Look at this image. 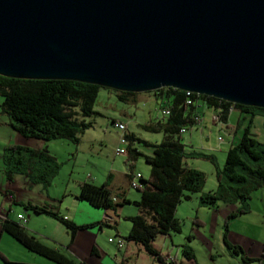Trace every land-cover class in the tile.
I'll list each match as a JSON object with an SVG mask.
<instances>
[{"label":"water","instance_id":"1","mask_svg":"<svg viewBox=\"0 0 264 264\" xmlns=\"http://www.w3.org/2000/svg\"><path fill=\"white\" fill-rule=\"evenodd\" d=\"M0 74L264 107V0H0Z\"/></svg>","mask_w":264,"mask_h":264},{"label":"trees","instance_id":"2","mask_svg":"<svg viewBox=\"0 0 264 264\" xmlns=\"http://www.w3.org/2000/svg\"><path fill=\"white\" fill-rule=\"evenodd\" d=\"M101 86L71 78H33L0 74L2 97L0 110L12 119L11 126L23 136L40 139L65 138L77 143L84 130L92 125L85 117L97 113L93 106ZM102 87L114 90L116 98L121 101L135 102L141 92ZM153 91L157 95L156 100L169 107V113L145 121L141 126L151 131H161L162 138L159 141H148L137 136L133 131L126 132L125 153L133 158L141 155L149 165L148 177L140 176L139 185L134 187L139 190L138 198L129 199L123 194L112 193L105 182L95 184L88 180L78 183L76 197L92 207L104 210H114L122 203L135 204L137 212L125 216L130 226L122 237L140 243L161 264H170V261H166L154 246L153 240L157 235L168 233L170 230H179V219L175 216L177 203L182 199H189L193 192L199 191L204 181L203 172L187 166L184 161V144L180 140V127L184 126L188 129L196 123L195 117L199 116V111L196 109L198 101L214 110L217 119L224 124L234 107L250 113L251 116L254 114V109H260L264 123V107L231 102L197 92H190L192 101L185 103V98L188 96L185 90L169 85L160 86ZM249 126L250 123L246 124L237 141L227 147L222 169L215 172L216 187L212 191H200V203L215 206L218 200L228 203L243 202L250 197L253 190L264 186V142L259 141L252 134ZM135 141L149 146L150 152L144 153L135 148L132 145ZM8 147L34 154L43 153L48 158L53 157L45 149L22 145ZM131 172H128L129 179ZM6 173L10 177L11 172L6 170ZM30 207L56 217L64 225L70 237L73 236L76 228L83 226L44 206L30 205ZM243 211L245 209L229 212L226 217ZM0 221L1 228L30 251L58 264H76L60 249L41 242L21 223L7 217ZM224 230H227V220L224 221ZM224 234L225 232H223V241L231 253L239 255L243 260L255 259L244 254L240 245L228 242ZM182 252L187 257L192 256L189 248H183Z\"/></svg>","mask_w":264,"mask_h":264},{"label":"rangeland","instance_id":"3","mask_svg":"<svg viewBox=\"0 0 264 264\" xmlns=\"http://www.w3.org/2000/svg\"><path fill=\"white\" fill-rule=\"evenodd\" d=\"M137 97L135 102L121 101L116 98L114 90L99 87L93 106L97 113L85 117L92 125L84 130L77 143L65 138L40 139L23 136L11 126L12 119L0 110V184L5 178L10 179L6 170H9L13 175L11 182L17 183L18 186L21 185L20 180L30 179L34 183L30 188L31 192L36 190L40 182L46 185L48 192L62 187L64 182L72 184L76 180H88L100 184L102 179L107 177L109 171L114 172V176L120 171H138L148 177L149 165L141 155L133 158L126 153L114 152L119 133L114 126V121L119 119L124 121L128 130L133 131L141 138L148 141H159L162 138L161 131H151L141 126V123L160 116L155 91L153 89L141 91ZM1 99L0 96V102ZM196 109L199 111L200 120L181 132L180 140L184 144L186 165L202 171L204 181L200 190L193 192L190 199H182L176 205L175 216L179 219L180 231H172L170 236L174 241L185 242L187 241L186 236L189 235V244L194 247L196 255L203 259V254L199 250L202 249L204 238L213 243V253L218 256L217 251L220 250L223 239L221 232L222 234L225 232V220H227V228H234L237 231L264 238V186L253 190L250 197L243 202L228 203L218 200L217 207L215 206L218 209L215 214L216 219L213 215L215 207L208 208L204 205L197 208L198 193L212 191L216 187L215 172L222 169L227 147L237 141L242 128L248 123H250L252 134L259 141L264 142V123L262 111L257 108L254 109V114L251 116L250 113L234 107L229 113L227 126L221 121L216 122L215 111L200 101L197 102ZM230 139L233 141L230 142ZM133 144L144 153L150 152V147L140 141H135ZM10 145L45 149L53 157L48 158L43 153L34 154L30 151L12 149L8 147ZM111 178L108 177L109 184ZM115 186L117 188H114V192L119 195L125 193L130 199L139 195V190L130 186L129 181L123 175L115 183ZM57 202L55 200L56 204ZM120 205L124 207V210L136 207L132 203ZM90 207L95 211H102L97 207ZM240 209H245V211L226 217L229 212H236ZM225 213L227 214L225 215ZM194 214L201 217L202 224L193 222ZM119 218L116 227L119 230L118 233L123 234L129 222L124 221L121 216ZM56 224L62 231L63 225L58 222ZM38 225L44 231H49L46 226ZM91 229L97 231V224ZM114 233L113 227L102 225L101 231L97 232L96 236L98 245L102 249L116 250L115 243L107 240V236L114 237ZM156 243L164 255L170 249L173 251L178 249V252L180 249L179 246L174 248L169 245L168 235H157ZM102 252L109 257L104 250ZM206 264H211V261L207 260Z\"/></svg>","mask_w":264,"mask_h":264},{"label":"crops","instance_id":"4","mask_svg":"<svg viewBox=\"0 0 264 264\" xmlns=\"http://www.w3.org/2000/svg\"><path fill=\"white\" fill-rule=\"evenodd\" d=\"M231 111L232 110H230V112ZM229 115L230 114H228L227 119L229 118ZM215 119L217 120L216 122H219L217 116H215ZM118 121L122 120L119 119ZM126 130H128L127 127ZM233 137L234 135L232 136V138ZM232 141L233 139H230V142ZM132 145L135 147L134 144ZM140 174L142 178H146L143 173ZM121 175L125 176L129 181L128 172L120 171V173L118 172L114 176V172L109 171L107 173V177L102 179V182H105L106 187L112 193H115L114 188H117L115 186V183L120 180ZM108 177H112L110 184L108 183ZM11 181H13V175L10 173V179L7 180L5 178L3 183L0 184V210L6 212V217L8 219L21 223L27 231L35 235L41 242L60 249L76 264H161L154 256L148 253L140 243L133 240H125L122 237L127 233L130 226V222L127 218H125V216L136 213L137 207L124 210V207L120 205L118 207H115L114 210L101 209L102 211H95L90 207L91 205L88 206V203L76 197L78 183L80 182L77 180L72 184L64 182L62 187H59L57 190H53L52 192H48L46 185L42 182H40L39 186L34 192H31L30 188L34 183L31 182L30 179H27V181L25 178L20 180L21 185L19 186L17 185V183L13 184V182ZM6 193H9L10 196L6 195ZM123 195L130 199L127 194L123 193ZM197 197V208L203 207L205 204L199 202V193ZM137 198L138 197H132V199ZM55 200L58 201L57 204L55 203ZM30 205L44 206L56 211L57 214L65 217L68 220H71L75 224H83V226L76 228L73 236L70 237V234L68 233L64 225L56 217L46 212L36 211L31 208ZM205 206H207L208 208H212L216 205ZM216 207L214 208L213 213L214 219H216L217 216L215 217V214H217L218 212V209ZM226 214L227 213H225V215ZM120 216L124 219V221L129 222L126 227L127 229L123 234H119V230L116 227V225L119 223ZM56 222L63 225L62 231L57 226ZM193 222H195L196 224L203 223L201 217L195 214L193 215ZM38 224L46 226L47 228H49V231H44ZM95 224H97V231H93L91 229ZM102 225L113 227L115 231L114 237L116 235H119L123 238V243L121 246L115 244L116 250L102 249V247L98 245L96 236L97 232L101 231ZM172 231L174 230H170L168 231V233L160 235H168L169 245L171 247L174 246V248L175 246H179V252L177 251L178 249L174 251L170 249V251L172 250L173 252L171 253L169 251L164 255L162 254L163 252L161 251L160 246L156 243L157 236L153 240L154 246L158 249L159 253L164 257L166 261H170V264H206L207 260H210L211 264H264L263 237H255L253 235H249L246 232L237 231L234 228H227V230L225 231L226 240L231 243L240 245L244 253H246L248 256L254 257L255 259L243 260L240 258V256L231 253L230 250L226 247L223 239L220 250L217 251L218 256H215L216 254L213 253V243L206 238L202 240V249L199 250L200 252H202L204 258L200 259L196 255L194 247H192L188 242L189 235L186 236L187 241L185 242L174 241L170 236V232ZM179 231L180 228L178 231L174 232ZM222 235L223 234L221 232V237ZM109 236L111 235H108L107 237ZM183 248H189L192 256H185L182 252ZM103 250L107 255H109V257L102 252ZM0 264L58 263L38 253L32 252L24 247L18 240L13 238L1 228L0 221Z\"/></svg>","mask_w":264,"mask_h":264},{"label":"built area","instance_id":"5","mask_svg":"<svg viewBox=\"0 0 264 264\" xmlns=\"http://www.w3.org/2000/svg\"><path fill=\"white\" fill-rule=\"evenodd\" d=\"M190 92H193L191 90H185V94L188 95L185 98V103H190L191 97L189 96ZM158 102V101H157ZM159 103V102H158ZM162 103L158 104V108L160 111V116L163 117L166 116L169 113V107L166 105H163ZM196 123L200 120L199 116L195 117ZM114 126L116 129L119 131L118 133V138H117V143L114 146V152L115 153H125L126 150V145H127V137H126V126L124 122L122 121H114ZM187 128L186 127H180L179 132H184ZM141 176L140 172L134 171L129 179V185L132 187H137L139 185V177ZM6 195L10 196L9 193H6ZM6 217V212L0 210V220ZM24 220V218H23ZM109 241H114V243L118 246H121L123 243V238L119 235H116L115 237L109 236L107 238Z\"/></svg>","mask_w":264,"mask_h":264}]
</instances>
